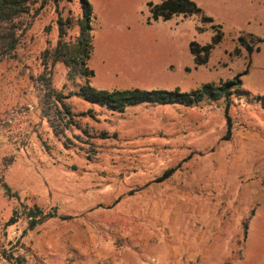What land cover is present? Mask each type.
<instances>
[{"label":"rangeland","instance_id":"374dc122","mask_svg":"<svg viewBox=\"0 0 264 264\" xmlns=\"http://www.w3.org/2000/svg\"><path fill=\"white\" fill-rule=\"evenodd\" d=\"M190 1L200 15L148 24L159 0H88V78L42 60L57 18L81 17L77 1L46 0L27 20L0 62V264H264V0ZM217 37L207 58L192 52ZM240 74L227 140L221 101L115 113L76 95L85 83L190 92ZM33 206L70 219L6 226Z\"/></svg>","mask_w":264,"mask_h":264},{"label":"trees","instance_id":"16d2710c","mask_svg":"<svg viewBox=\"0 0 264 264\" xmlns=\"http://www.w3.org/2000/svg\"><path fill=\"white\" fill-rule=\"evenodd\" d=\"M67 3L77 1L81 10V17L74 20L72 17L59 16L56 21L58 40L56 46L46 49L42 53L44 63L53 65L62 63L69 69V75L77 73L83 78L92 76V72L88 71L86 62L91 50V20L92 9L88 0H65ZM46 5V0L40 3L38 0H0V62L10 57L17 49L23 32L30 26L28 19L37 15ZM150 18L147 23L157 21L166 22L174 17H191L200 15L201 11L190 0H159V4L153 6L150 2L146 3ZM32 13H34L32 15ZM205 22L211 23L210 18H204ZM78 28V35L74 41L67 39V32L74 27ZM242 42V39H239ZM218 43V37L213 38L211 43L199 48L191 43L192 52L194 54L203 53L205 58L208 57L211 50ZM248 52H251L249 46H246ZM243 74L237 75L230 81L215 84H204L199 88L190 92H180L178 89L171 91L166 90H97L85 83L76 93L83 100L103 107L110 112L123 113L129 107L140 105H153L160 107H172L176 105L184 107H192L201 102H218L223 103V113L226 121L227 140L231 135V118L229 110L231 106V96L240 89V78ZM50 94V92H49ZM60 95H55V100L60 101ZM63 113L67 116L68 123L65 127L73 125V121L69 111L63 106ZM62 117V115H60ZM178 166L170 168L163 172L157 179V182H163L170 178L177 170ZM7 191H9L7 189ZM20 218H24L27 222V230L31 231L40 224L51 220L59 219L61 221L69 220L70 217L59 216L55 209L44 211L36 206L24 208L21 213L13 212L6 226L15 225ZM4 258L10 264H23L22 259L15 258L12 255H5Z\"/></svg>","mask_w":264,"mask_h":264}]
</instances>
